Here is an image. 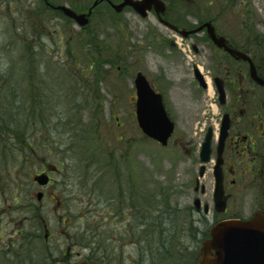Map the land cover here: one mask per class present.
I'll use <instances>...</instances> for the list:
<instances>
[{
  "label": "rangeland",
  "instance_id": "rangeland-1",
  "mask_svg": "<svg viewBox=\"0 0 264 264\" xmlns=\"http://www.w3.org/2000/svg\"><path fill=\"white\" fill-rule=\"evenodd\" d=\"M52 1L80 12L94 0ZM165 1L168 4V20L191 25L207 16L204 10H208L215 25L231 40H237L239 16L231 10L232 3H211L208 9H201L194 4L201 0ZM14 2L0 0V94L11 96L9 91L14 90L17 96L23 98L31 92L30 89L34 93L40 90L48 105L43 111L44 124L28 132L35 138L30 148L32 157L25 164L17 158L9 165L10 172L0 174V250L4 246L2 242L15 238L18 227L13 224L14 220L24 211L27 214L39 208L46 226L45 230L41 228V234L46 231L50 238L46 249L53 264H133V261L139 260L137 255L140 252L141 255L146 254L145 248L142 250L134 245L137 239L133 238V225L138 223V215L131 207L132 192L137 190L144 206L147 194L153 193L166 198L176 209L184 208L186 216L183 213L181 224L176 218L168 228L176 230V237L180 232L181 243L177 245L183 249L179 260H173V264H194L191 261L196 257L215 217L211 201L214 162L207 164L209 170L201 180L208 191L204 199L210 205L209 214L205 217L202 214L191 216L187 206L192 202L190 182L194 175H198L197 152L203 141V130L208 126L218 130L222 117L212 82L213 71L223 64L219 62H224L221 56L214 54L203 38L184 41L181 35L174 36L152 13L146 18H141L130 9L115 14L101 5L88 26L80 28L62 15L46 11L42 0H21L24 10L32 8L28 10L29 21L23 22L19 10L13 7ZM246 3L254 17L262 22V25L255 22L253 28L263 42L264 0H249ZM220 9L224 10L221 12ZM185 16L187 19L181 20ZM253 31H249V37ZM168 40L175 41L174 47ZM192 41L200 43L196 45L199 53L193 52ZM29 49L31 52L28 54ZM82 53L93 58L85 60L86 69L81 62L75 63ZM258 57L264 69V47H261ZM25 59L31 76L22 74ZM94 65L96 73L91 75ZM194 65L205 75L207 89L199 87L194 79ZM11 70L14 73L8 76ZM80 70L91 76L82 75ZM138 71L164 95L167 111L175 122V135L166 147L146 138L137 125L133 81ZM83 82L88 83L87 91L80 88ZM46 87H50V95ZM228 88L229 98L238 92L232 85ZM96 103H99V110L88 107L91 104L96 106ZM116 122L122 126H117ZM74 124L83 125L85 135L92 133V145L85 141L79 149L73 147L76 143H72L73 132L69 128ZM107 128L123 138L112 141L107 136ZM175 139H181L186 148L183 150L175 145ZM70 144L75 151L72 155L67 154L73 151L67 147ZM50 148L57 159L49 160L58 164L62 172L54 177L58 185H52L39 202L36 194L42 190L33 184V177L46 168L49 162L46 151ZM189 148H194V152H190ZM62 152L65 154L63 163L59 159ZM80 153L84 159L82 162L77 158ZM26 154L29 155V151L17 150L22 161ZM90 158H94L91 168L86 163ZM129 176L131 198L126 203L123 198L129 189ZM7 181L10 184L8 187ZM49 190H54L62 204L55 203L56 199ZM18 193L20 201L15 202ZM234 194L225 215L250 216L256 210L251 192ZM15 203H25L29 207L25 209ZM188 221L193 226L195 237L190 236L192 230ZM179 225H182L180 230ZM85 238L86 242L93 240L97 249L93 262L88 258L90 251L81 245ZM97 241L104 246L109 245L110 249L105 250L103 244L98 246L95 244ZM65 251L62 255L61 252ZM144 259L143 264L150 263L147 258ZM163 264L171 263L166 261Z\"/></svg>",
  "mask_w": 264,
  "mask_h": 264
},
{
  "label": "flooded vegetation",
  "instance_id": "flooded-vegetation-1",
  "mask_svg": "<svg viewBox=\"0 0 264 264\" xmlns=\"http://www.w3.org/2000/svg\"><path fill=\"white\" fill-rule=\"evenodd\" d=\"M190 1H195V0H190ZM203 1L212 2V3L227 2V1L249 2V0H203ZM104 3L109 6L107 2H104ZM47 8L50 11H53L49 6H47ZM95 13H96V9L92 13V16ZM152 14L155 15L154 12H152ZM238 15H239L238 21L240 25L238 27L237 40H231L212 21L216 29V34L217 36L225 37L228 41L227 45L229 47L247 54L256 68L257 75L260 78L264 79V69L260 65L259 63L260 58L258 57V53L261 50V47H264V41L262 42L260 37L257 36V31L253 28V24L255 22H256V25H260V24L262 25V22L259 20L257 16L254 17L253 11L244 9V6H242V10L239 11ZM167 16L168 14L166 15V17ZM166 17H163L164 20L168 21L169 23H171L172 25L176 26L179 29H182V30L185 29V31H191L192 29L196 28L197 26L202 25L203 23V21L199 22L198 20H196L194 23L192 22L191 24L187 20L188 23L191 25H188V24L186 25V24H183V21L181 23H178V22L175 23L172 20L171 21L168 20ZM156 18L159 22V19L157 16ZM185 19H187L186 16L183 17L181 20H185ZM164 27L169 29L174 36L179 35L177 32H174L169 27H166V26ZM250 30H254V31L253 33H251L252 35L249 37L248 34H250L249 33ZM199 37L206 40V43H208L209 45V49L212 50L214 54L221 56V59L224 61V62H219V64L220 63H223V64L219 66V68L216 71H213L212 79H215V77L219 78L221 80V83L226 93L225 104L222 106L219 105V107L222 110V117L219 120L220 121L219 128L221 126V119L223 118V116L227 115L229 119V129H228L226 139L224 141V147H223V152H222L223 185H224L225 195L227 197V204L229 205V203L232 202L234 195H235L234 192L238 193L240 191L242 192L249 191L251 192L253 199L255 201L256 210H254L253 212L260 211L264 214V86L259 85L251 78L250 71H249V63L247 61L243 59H239V60L235 59L224 49L216 47L212 43L210 38L208 37L205 28L198 33L189 34L186 38H183V40L184 41L191 40V39L198 40ZM173 41L174 40H168V42H170V44L174 47L175 41L174 42ZM198 44L194 43V41L191 42V48L195 54L200 52V49H198L197 47ZM80 62H81L80 59H75V63H80ZM93 62L95 64L94 60ZM82 84L83 85L80 88L87 91L88 83L83 82ZM229 85L234 86V88L238 90V92L236 91L235 94L231 96V98H229L227 94L230 90L228 88ZM34 87H36V84H34ZM154 87L156 86L154 85ZM46 88L48 91L47 94H49L50 87H46ZM84 98H87V97L84 96ZM163 100H164V95H163ZM96 104H97L96 106L91 104L88 107L92 108L93 106V108H95V111L99 110V107H98L99 103H96ZM164 104H165V101H164ZM165 107H166V104H165ZM86 109L87 108H84L83 110H86ZM116 120H119V119L116 118ZM67 125L69 126L70 122ZM116 125L119 127L122 126L120 122L118 123L116 122ZM70 127L71 128L69 129L72 130L73 132L71 139L74 142L72 141V143L74 144L76 143L73 147H75L76 149H79L85 141L88 142L89 146L92 145L93 142L91 141L94 140V137L92 136V133L91 134L88 133L87 135H85L83 125L74 124V125H71ZM209 128H211V131H212V152H211V161H209L207 164H210L212 162H214L215 164L217 156H218L217 144H218V139H219L218 138L219 129L215 130L213 127L208 126L206 129L203 130L204 136H206ZM175 131H176V125H175ZM90 132H91V129H90ZM107 132H108L107 136L110 137L112 141L113 140L120 141L122 138L118 136V134H115L110 128L109 129L107 128ZM174 135L175 133L173 134V136ZM76 137H78V140H76ZM174 144L182 147L183 150L184 148H186L181 139H175ZM201 144L202 142L200 143V148H201ZM214 145H215V148H214ZM67 147L73 149L71 144L68 145ZM128 147H129V144H128ZM200 148H198V152H197L198 164H199L198 175L197 176L194 175L190 182V199H192V202L189 206H187V209L190 212L191 216L195 214H197L198 216L202 214V216H204V215L209 214V211H210V205L207 202V199H204V196L208 195V191H207L206 186L201 181L205 177L209 168L207 167V164L203 165L201 163L200 155H199ZM193 149L194 148H189V151L191 152L193 151ZM53 152L54 150L51 148L46 151V158L48 160L57 159L53 157L54 156ZM74 152L75 151L73 149L72 152H67V154L72 155ZM60 156L61 158L59 159L61 163H63L62 158L65 156L64 152H62V155ZM92 157H94L93 154H92ZM77 158H79L81 162L84 161L81 153L79 154ZM45 163H47V161H45ZM86 163L88 167L91 168L94 165V158H90ZM214 164L212 166V176H213ZM202 166L204 167V171L201 174L200 172H201ZM61 172L62 171L60 170L59 165L54 164L50 162L49 160L46 168L41 170L38 173V174H45L48 177V183L44 187L39 186L35 182L33 184L37 186L39 190H42L43 194L46 196L48 189H50L52 185H55V186L58 185V181L54 177L56 175H59ZM213 179L215 183L214 176H213ZM129 184H130V176L128 177V181H127V187H129L127 191L128 198L130 197ZM49 192H50V195L53 196V199H56L55 203L57 205L62 204L61 200L57 198V194L54 193V190L53 191L49 190ZM211 196H212L211 201H212L213 209H214L215 207L214 185H213V189L211 190ZM206 206L208 207V211H205ZM214 212H215V209H214ZM231 217L241 218L242 216H238V215L228 216L225 214H218L215 212L214 221L210 226H213Z\"/></svg>",
  "mask_w": 264,
  "mask_h": 264
},
{
  "label": "trees",
  "instance_id": "trees-1",
  "mask_svg": "<svg viewBox=\"0 0 264 264\" xmlns=\"http://www.w3.org/2000/svg\"><path fill=\"white\" fill-rule=\"evenodd\" d=\"M230 2L232 3L230 4V7L233 11H236V9L242 5L241 3ZM201 3L202 2H195L194 4H197L201 9L205 7L208 9V5L210 4L205 5ZM243 5L245 6L246 4L243 3ZM13 7L16 10H19V15L23 22L29 21L30 15L28 10H32V8L24 10L25 8L22 6L21 0H15ZM244 9H248V6H245ZM220 10L222 12L224 9ZM204 11L207 16L205 15L203 19H207L210 13L208 10ZM45 50L46 49H44V51ZM27 52L29 54L31 50L29 49ZM27 64L29 63L25 59L24 65L22 66L23 69H21L22 74L24 76H31L32 72L30 71V66ZM84 69H86V67H84ZM13 73V70L9 71L8 76ZM83 73L86 76H90L86 74L85 70ZM27 82L28 84L31 83L30 81ZM30 91L31 92L25 94L23 98L17 96L14 90L9 91V93L12 94L11 96H3L0 94L1 175L10 172L9 165L15 162L17 158L21 164H25L29 157H32L30 148L33 145L35 138L28 132L33 131L38 126L40 127L45 122L43 111L47 103L46 99L41 94L42 92L34 93L31 89ZM14 150H16V153H14ZM17 150L29 151V155L26 154L22 161V157L17 155ZM8 186H10V184H8L7 181V187ZM132 189L137 188L132 187ZM20 197L21 195L18 193L14 198V201H20ZM145 202L146 206L143 205L144 201L139 192L133 190L131 207L134 213L138 215V223L133 225V238L135 237L137 239L136 242H134V245L138 247L140 246L142 250L144 248L146 250V254L144 253L145 255H141V252L140 255H137L139 256V260H136L135 263L133 261V264H143L145 261L144 258H147V261H150L149 264H163L166 261L173 264V260H179V257L181 256L180 253L183 252V249L180 248V245H177V243H181V238H179L180 232L177 234V238L176 230L174 229L170 231L171 229L168 228L174 224L176 218L179 224H181L180 220L183 219V213L186 216V212L184 211V208L179 207L176 209L169 204L166 198L154 196L153 193L147 194ZM15 204H18L25 209L29 207V205L25 203ZM13 224L16 225L18 229L15 232V238L13 240H6L4 243L2 242L4 246L0 250V264H53V262H50V252L46 249L44 235L41 234V228H44V223L40 209L36 208L32 212L28 211L27 214L24 211L22 216L14 220ZM189 225L192 230L190 236L195 237L196 233L193 232V226L190 223ZM178 227L180 230L182 225H179ZM90 238L91 237H89V239ZM0 241H2L1 235ZM86 241L87 238H85L84 243L81 245L84 249L90 251L88 258L90 262H93L92 259L94 255L97 254V249L94 246L93 240ZM97 243L98 242L95 244ZM104 249H110V246L105 244ZM138 251L139 248L137 249V252Z\"/></svg>",
  "mask_w": 264,
  "mask_h": 264
},
{
  "label": "water",
  "instance_id": "water-1",
  "mask_svg": "<svg viewBox=\"0 0 264 264\" xmlns=\"http://www.w3.org/2000/svg\"><path fill=\"white\" fill-rule=\"evenodd\" d=\"M103 0H95L87 13L78 14L67 6H58L65 16L73 19L76 23L84 27L89 22V17L95 8ZM109 1V0H108ZM115 12L120 13L126 7H131L140 17L145 18L148 12L154 10L159 17L160 22L179 32L183 37L189 34L197 33L203 28L211 41L218 47L227 51L235 59H243L249 63L251 78L261 86H264V79L257 75L256 68L249 56L244 52L233 49L227 45V40L222 36H217L215 27L211 22H205L201 26L191 30H179L177 27L164 21L161 15L166 12V5L162 0H123L121 3L114 4L109 1ZM194 75L199 85L206 88L205 79L197 67L194 68ZM216 89L219 93V103H225V90L219 78L214 79ZM134 84L137 92L136 117L139 127L142 131L166 146L168 139L173 133L174 123L168 117L165 110L162 95L157 93L146 77L138 72ZM229 129V119L225 115L221 122L219 143L217 147V162L214 167L215 191L214 201L217 212L222 213L226 210L227 197L223 187L222 172V152L224 141ZM211 139L212 131L209 128L200 150V160L207 163L211 157ZM204 167H201V174ZM34 180L40 185L45 186L48 183V177L45 174L38 175ZM43 193L37 194V200L40 201ZM207 211V208H205ZM196 264H264V214L256 211L250 219H229L221 221L210 228V237L205 239L199 248Z\"/></svg>",
  "mask_w": 264,
  "mask_h": 264
}]
</instances>
